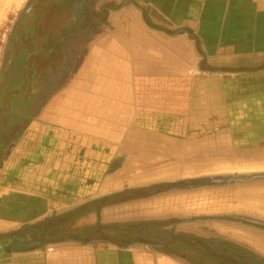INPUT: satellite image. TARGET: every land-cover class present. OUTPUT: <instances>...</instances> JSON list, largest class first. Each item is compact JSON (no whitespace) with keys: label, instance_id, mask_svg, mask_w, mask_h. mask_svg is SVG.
Returning <instances> with one entry per match:
<instances>
[{"label":"crops","instance_id":"0c3cea01","mask_svg":"<svg viewBox=\"0 0 264 264\" xmlns=\"http://www.w3.org/2000/svg\"><path fill=\"white\" fill-rule=\"evenodd\" d=\"M94 4L111 11L78 32L48 30L42 44L53 70L69 69L61 95L23 99L29 122L1 140L0 264H189L152 245L28 244L15 234L152 185L168 189L126 204L133 216H190L177 227H206L264 255L240 229L264 222L255 213L256 199L264 211V0ZM251 197V210L214 204ZM220 215L222 224L202 223Z\"/></svg>","mask_w":264,"mask_h":264},{"label":"rangeland","instance_id":"374dc122","mask_svg":"<svg viewBox=\"0 0 264 264\" xmlns=\"http://www.w3.org/2000/svg\"><path fill=\"white\" fill-rule=\"evenodd\" d=\"M85 0H74L73 4H71L70 0H0V85L1 87L5 84L11 85L12 81L16 77L19 76V72L16 70L18 67V64L15 63L18 58V54L22 52L23 54L28 51L26 59V70L27 74L26 77L28 79H31L33 76V71L31 66L37 63L38 65V82L33 83L32 88L38 87V93L39 96H45L50 93L48 87L49 85H46V83H42L45 81L46 76L49 74L50 70L53 68V66L57 63H59L57 60H47L44 56L40 55L36 57L37 55L36 49L34 45L36 43H39L40 48L43 51L46 50L45 46H43V42L37 41L38 38L40 39H46L47 31L49 30L50 33L53 29H61L65 27V30L69 32L68 30L74 29L75 32L80 31L83 28L87 27H94V21L97 20V18L104 16L105 12L111 11V5H109V8L104 7L106 9H102L101 11L98 10L95 11V0H86L88 2H84ZM119 5L113 4V8H116ZM86 10V16L82 14ZM82 14V15H81ZM82 16V19H81ZM40 51V50H39ZM51 68V69H50ZM50 69V70H49ZM53 70V69H52ZM69 69H60L57 70L54 68L53 72L55 74H58L59 80L56 82V79H54V88L55 91L60 92L58 96L61 95L62 91L61 89L64 87L66 80V74L68 73ZM72 72V71H71ZM51 73V72H50ZM62 73V76L60 75ZM72 78V75H71ZM77 77L74 76L73 85L76 83ZM71 81V82H72ZM63 86V87H62ZM30 87L27 88L23 87L21 92L28 94L30 92ZM28 91V92H27ZM48 92V93H47ZM1 91V95H2ZM47 93V94H46ZM17 94V92H16ZM2 97V96H1ZM17 97V96H16ZM25 96H21L20 98L24 99ZM10 98V95L8 93L3 94V100L1 102V108L0 112L3 111L4 103L7 99ZM19 98V97H18ZM28 98V97H27ZM5 101V102H4ZM29 103V101H28ZM44 107V105H43ZM24 110V109H23ZM28 119L21 118L20 119V125L21 127H24L28 123ZM13 137V136H12ZM244 198V197H243ZM243 198H236L233 200V198H230L228 202H221L217 203L215 201L216 207H235L233 202H236V207H241L245 209H252V201H254L253 197L251 199H243ZM256 205L257 209L255 210V213L258 212L261 215H264V211H261V204L259 199H256ZM244 202V203H243ZM245 205V206H244ZM130 210H127L126 206H118L111 208L110 212L101 214L100 219L98 220V217H96L97 221L96 223L102 222L105 224V228L98 231V234L95 235V237H104L111 240H114L116 242H119L120 245H126L128 243H131L132 240L142 239L143 241H146L150 243V238H144L142 236H139L138 234H132L134 232L135 228L138 231L144 230H150L152 224H150L148 221L145 222H139L137 224L133 223L132 221H135V219H141L140 216H133L135 212H132V206H129ZM95 213L86 216V219L89 220L90 218H94ZM118 216V218H114V216ZM180 215V214H179ZM168 218H158L162 220V223H155V226L158 225H165L167 223H170L174 219V215H169ZM175 216V217H181ZM220 218H216L213 220L205 221V219L202 220L203 224H211L212 222L216 223L217 220H219L222 224L223 217L220 215ZM120 219V220H119ZM155 219V218H153ZM157 219V218H156ZM114 220L122 221L123 223H119L117 226L111 224L112 222H115ZM227 220V219H226ZM165 221V222H164ZM109 222V223H108ZM206 222V223H205ZM224 222V221H223ZM201 223V222H200ZM235 223V222H234ZM261 224V225H259ZM245 225L246 227H241L240 229L244 230L246 238L251 241L252 245H254L257 249H260L264 252V222L259 223L258 221L255 222L253 218H247L245 219ZM254 226H261V229H254ZM178 230V228L176 227ZM153 230V229H152ZM200 230H202L203 233H206V231H209V228L206 227H200ZM110 231L112 233H110ZM155 231H159L158 228L155 229ZM109 232V233H108ZM215 232V231H214ZM114 233V234H113ZM216 233V232H215ZM99 235V236H97ZM162 235V234H158ZM136 238V239H135ZM184 241H189V238L184 237ZM190 256V255H186Z\"/></svg>","mask_w":264,"mask_h":264},{"label":"trees","instance_id":"16d2710c","mask_svg":"<svg viewBox=\"0 0 264 264\" xmlns=\"http://www.w3.org/2000/svg\"><path fill=\"white\" fill-rule=\"evenodd\" d=\"M15 109L17 110V106H13L12 113H15L14 115H16L17 119L24 117L19 114L17 116ZM14 121L18 120L14 119ZM163 187L162 185H152L146 188L127 190L111 196L89 201L68 211L59 213L54 219H47L45 221L49 222V224H46L47 226H42V224L33 226L26 225L15 234L21 235L23 239L25 238L28 244L38 241L42 245H45L49 244L52 240L61 237H69L77 243H90L99 240L103 243L113 242L120 244L119 242L108 238L95 237L99 230L105 228V224L102 222L93 223L91 220L92 218L87 220L86 216L95 213L99 220L101 211L104 208L125 206L128 203L138 201L140 199L150 198L151 196L168 189ZM139 218L141 219H135V221L132 222L137 224L139 222L148 221L152 224L151 229L138 231L135 228L132 234H138L144 238L148 237L153 241L148 243L142 239H133L131 243H128L129 245H152L157 249L162 248L168 252L181 254L180 257L189 264H264V255L260 254L247 244L239 243L233 239L216 233L199 234L195 232H187L186 228L181 230L177 227L178 224H180V219H184L186 222H189L193 219V217H174L170 223L159 225V227L158 225L155 226V223L161 224L162 220L160 219ZM82 219H84L85 222L78 224V221ZM114 221L115 222H112L111 224L116 226L119 223H123L118 220ZM182 221L183 220L180 222ZM156 228L159 229L158 233L155 231ZM110 233L112 232L110 231ZM186 236L189 238V241L183 240Z\"/></svg>","mask_w":264,"mask_h":264},{"label":"flooded vegetation","instance_id":"af4514ba","mask_svg":"<svg viewBox=\"0 0 264 264\" xmlns=\"http://www.w3.org/2000/svg\"><path fill=\"white\" fill-rule=\"evenodd\" d=\"M74 0H70L71 4H73L74 2H72ZM84 2H88V1H84ZM86 10H84V12L82 14H84V16H86ZM81 14V15H82ZM81 19H82V16H81ZM71 32H75L74 29L71 30ZM39 42H43L44 44H46V39H40L38 38ZM51 43V42H50ZM39 43H36L34 45L36 49V52H37V55H35L36 57L42 55L45 57V53L43 50L41 49H38L40 48V45H38ZM40 50V51H39ZM27 53L28 51L26 50V52L23 54L22 52H20L18 54V58H17V61L15 63L18 64V67H17V71L20 73L18 77H16L14 79V81H12L11 85H7L5 84L4 86L1 87L0 85V108H1V102L3 100V94L5 93H8L10 95V98L6 100V102L4 103V107L3 108V111L0 112V145H1V140L3 139H10L12 138V136L16 133V130L18 128L21 127L20 125V119H17L16 118V115H14L15 113L13 112L12 113V110H13V106H17V110H16V114L18 116L19 115H22L20 114L19 112H24L23 114L25 115L24 118H28V116L26 115V113H29L31 112V110L33 109V106L32 104L30 103H26V102H23V99L20 98L21 96H25V98L27 97H32L34 96V94L36 95L37 93V87L35 88H32V85L33 83H35V86H36V82H38V76H41V75H38V65L37 63L34 65L31 66L32 68V71H33V76L31 79H28L26 77V74H27V70H26V63H27V59H26V56H27ZM51 72V73H50ZM49 74L46 76L45 80H47V83L46 85H49L48 87H50L49 89H53L54 88V79H56V82L59 80V75L56 74L55 76H53L55 73H53L52 75V71L50 70ZM62 76V73L60 74ZM55 77V78H52ZM59 76V77H58ZM56 84V83H55ZM30 87V92H28V94H25L22 92V93H19L21 92L22 88L25 87ZM1 91L3 92L2 95H1ZM17 92V94H16ZM2 96V97H1ZM17 96V97H16ZM19 97V98H18ZM24 109V110H23ZM26 118V119H27ZM15 120H18V121H14Z\"/></svg>","mask_w":264,"mask_h":264}]
</instances>
